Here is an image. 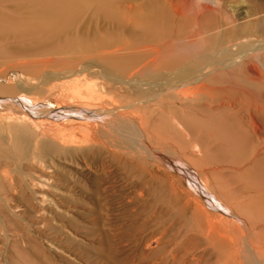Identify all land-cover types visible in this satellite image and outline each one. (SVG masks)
<instances>
[{
    "label": "rangeland",
    "instance_id": "374dc122",
    "mask_svg": "<svg viewBox=\"0 0 264 264\" xmlns=\"http://www.w3.org/2000/svg\"><path fill=\"white\" fill-rule=\"evenodd\" d=\"M29 1L0 0V115L5 116V111L25 114L31 119L29 130L39 135L58 125L78 139L69 151L45 158L52 172H45L49 181L40 180L44 184L41 192L14 198L16 220L29 227L30 234L41 228L35 226L33 209H45L44 205L46 211L55 209L57 219H51V227L61 226L62 231L43 226L42 230L59 248L41 241L42 262L57 264L55 256H59L70 264H234L227 259L242 256L250 239L261 250L260 263L264 264V163L255 159L256 147L225 121L244 114L255 97H264V0H92L89 8L64 15L62 24L71 23L72 30L44 35L29 29L23 9ZM105 6L109 15L100 10ZM206 33L215 40L221 36L225 41L221 47L230 48L237 57L247 56L244 52L257 44L261 50L253 52L256 59L252 62L261 79L251 82L253 72L245 63L229 73L219 69L208 86L217 89L214 96L228 98L234 108L220 111L218 118L209 110L205 94L167 104L181 123L159 108L153 113L156 143L149 146L170 159L161 148L171 145L192 174L181 175L170 166L169 190L177 195L178 205L165 210L158 206L156 186L146 191L127 164L131 158L108 142L116 138L109 130L104 146L81 142L88 125L96 120L73 112H96L100 105L118 104L121 99L116 85L107 80L110 75L139 84L163 82V77L153 80L155 74L164 75L194 51L204 50ZM183 41L193 42L192 47H173ZM111 42L118 45L111 47ZM147 43L150 47L164 43L173 51L156 56L143 50ZM241 44L244 52L239 50ZM184 123L193 138L183 134L180 124ZM215 146L230 161L221 162ZM4 148L12 153L10 147ZM197 168L204 172L202 176H195ZM154 169L160 173L162 167L155 164ZM212 194L222 202L221 208L207 206L206 198ZM182 242L187 250L183 259L177 251ZM33 250L20 257L23 264H36Z\"/></svg>",
    "mask_w": 264,
    "mask_h": 264
},
{
    "label": "bare ground",
    "instance_id": "6f19581e",
    "mask_svg": "<svg viewBox=\"0 0 264 264\" xmlns=\"http://www.w3.org/2000/svg\"><path fill=\"white\" fill-rule=\"evenodd\" d=\"M91 2L92 0H30L29 4L23 7V9L26 8V20L31 27L29 29L39 34L41 32V34L43 33L44 35L46 32L54 33L57 31L65 32L72 30L73 27L71 23H66L65 25L62 24L64 15L69 13V10L72 11V14H75L77 11H79V9H86ZM108 6H105L104 8L100 9L102 12H104V15H109L110 11L106 9V7ZM160 8L162 9V12H165V8L162 4H160ZM200 9L201 8H199L198 10ZM208 9L209 8L206 7L205 10ZM177 13L179 14V11ZM6 16L8 15H5V17ZM181 16H183L182 13ZM11 18L6 17V19ZM217 22L218 21H216L215 23ZM145 25H143L142 28H146L144 27ZM220 38L221 36H219V40H215L211 35L206 33L202 44L204 50L194 51L192 55L188 56L185 59L184 63L176 66L175 68H173L172 71L164 75L156 73L155 77L153 76V80L161 79L163 77V82H140L139 84L136 80L135 81L137 83L133 82V80L131 79L125 80L123 78L112 77L110 75L107 80L112 81V83L116 85V89L119 92L121 101L118 104H112V106L110 107L107 105L106 107L108 108L100 105L99 109L96 112L80 110L73 112L76 115H80L82 112V116L85 119L96 120L95 123L91 124L90 126L88 125V127L86 128L87 136L85 135L86 137H84L83 141L81 142L83 144L91 142L96 144L97 146H104L108 141L105 136V131L109 130L110 133L113 134V136L116 138H113V140L109 139L108 142H110V144L116 149H118L122 154L131 158V160L129 159L130 161H128L129 163L127 164L130 166V169L132 171L138 174L137 176L140 180V184L146 189V191H150L153 189L154 186H156V192L158 193L160 199L158 206L165 210H169L174 205H178V198L176 197L177 195L170 193L169 190L170 173L167 171L170 169V166H172L174 170L181 172V175L185 174V172L189 173V171L187 169V166L180 159V155H178V153L173 150V147L171 145H167L161 148L165 151L166 155L168 153L170 159L167 158L168 156L166 157L160 153H157L149 146V143L153 145L156 143L154 142V134L152 133V130L155 126V122L153 120V113L159 108L161 112L169 115L172 120L176 121L177 123H181L176 111L174 109H168L169 107H167V104L178 103L184 98H188L193 95H197L198 97V94H205L209 97L210 100L211 105H208L209 110H211L215 117H217L220 111H224L226 109L233 110L234 108V105L230 102V100H228V98H217L216 96H214V92L217 89L208 86V83H210L212 78L216 77L218 73L217 71L219 69H222L229 73V71L235 70L239 65L245 63L246 67L251 72H253L250 78L251 82L257 83L261 79L258 78L259 74H255L257 73V70L255 63L252 62V59H256V57L253 55V52H257V50H261V48L264 49V47L259 48L256 46L257 44L252 43L254 44L252 48L244 52L245 46L244 44H241L239 50L246 53L247 56L237 57L239 55L236 56L235 54H233L232 52L234 51L231 52L230 48L221 47L225 44V41L220 40ZM117 45L118 44L114 42L109 43V46L111 47H116ZM192 45L193 42L183 41L182 43L175 44L173 47L177 49L182 46V49H185L192 47ZM261 46L264 45L261 44ZM143 50L155 54L156 56L173 51L172 48H170L167 44L164 43H159L155 47H150V44L147 43ZM156 56L152 60V63L154 64L157 60ZM245 57L246 61L242 62V59ZM260 76L262 75L260 74ZM179 87H182V89L178 90ZM22 88L23 87L21 86V89ZM22 90H24V88ZM165 90L166 92H164ZM101 99L103 98L101 97ZM200 107L201 106L199 105L198 108ZM138 111H140L141 114H138ZM12 112L5 111V116L0 115V259L5 260L6 264H12L14 261L23 264V262L20 260V257L25 253H28V249L32 250L33 248L36 253L34 257V262L36 261V264H45L42 262V258L44 256H42V253L44 252V250L41 248L42 245L40 244V242L46 241V243H49L54 246L55 249L59 248L56 242L53 241V239L46 238V235H44L43 233V231L45 230H42L43 226L46 227L47 230L49 228H53L55 230L60 229V232L62 231L61 226L51 227V219H57V214L54 213L55 209L46 211V205H44L45 209H33V213H36L37 220L35 222V226H40L41 228L40 231H35L34 234H30L28 230L29 227L27 226L28 228H26L24 224L16 220L18 215L14 213L15 210L13 211V208H18V205L14 204V198L16 196H24L27 193H31L34 196L37 193L41 192L40 190H42L41 188H43L44 184L41 183L40 180L44 179L45 181H49L50 179L49 177H46L47 175L45 172H52V165L46 166L45 158L51 156L52 154H57L58 152L64 153L67 150L69 151L68 148L70 146L75 145L78 142V139L73 136H70L66 128H62L58 125L52 126L48 129V131H45L41 135H39L36 131L29 130L27 122L28 119H31L28 115ZM6 119L12 121H6ZM225 121L231 127H234V131L237 134H241L244 139L248 140L251 144L256 147L255 159L264 163V97H255L254 100L250 101L247 105L244 114L236 116L235 118L229 116L227 117V119L225 118ZM220 122L224 123L223 120H220ZM180 125L181 130L184 132L183 134L185 136H191L190 129L188 128V126L185 125V123ZM191 138L193 137L191 136ZM4 147H10L12 153H9V150L5 149ZM214 151L216 153V157H218L221 162L230 161L231 158L221 156V151L219 150V147L215 146ZM98 152L99 154H96H98L99 157L101 151L99 150ZM113 152L115 153V151ZM5 155L8 156L7 160H4ZM9 157L11 158L9 159ZM98 159L99 158H97V160ZM171 160L174 164L171 162ZM157 161L161 164L157 163ZM155 164L158 165V167H162L160 173H155V169L153 170V166ZM234 168L235 167H233V169ZM195 172V176H202L204 173L198 168L195 169ZM173 183L175 184V182ZM49 188L52 189V187H48V189ZM191 188L196 189L192 184ZM57 190L60 191L61 189L58 188ZM206 204L208 207H210V209L213 206H217L219 208L223 206L222 202H220L219 199H217V197H215L213 194L209 197L207 196ZM179 211L183 212V209L180 207ZM260 228H263V226ZM242 231H244L243 228ZM245 232H248V229ZM219 233H221V231ZM36 234H38V236H36ZM246 238L247 235L243 239L245 240ZM218 241L216 240L215 242L220 243V241ZM245 244L246 241L244 242V245ZM217 245L218 244H216V247ZM243 248H245V251L242 249L245 253L242 256L240 255V257L234 256L233 258H228L226 262L229 263V261L232 260L234 264H261L260 262L263 260L262 252L259 248L256 249L250 239H247V244ZM177 251L179 253H182L181 259H183L184 254L187 253L184 242L181 243V246ZM215 251H217L218 254V250ZM220 255L221 254H219V257ZM55 257L56 261H54L55 259L53 261L57 262V264L59 262L60 264H70V261L66 257H62L64 260L60 259L59 256ZM47 264H50V262L47 261Z\"/></svg>",
    "mask_w": 264,
    "mask_h": 264
}]
</instances>
